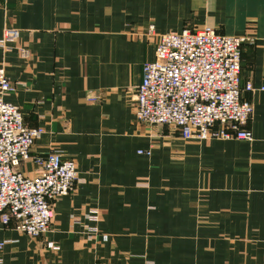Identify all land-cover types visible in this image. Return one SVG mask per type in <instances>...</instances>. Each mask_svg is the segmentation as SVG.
Instances as JSON below:
<instances>
[{
  "label": "crops",
  "instance_id": "1",
  "mask_svg": "<svg viewBox=\"0 0 264 264\" xmlns=\"http://www.w3.org/2000/svg\"><path fill=\"white\" fill-rule=\"evenodd\" d=\"M150 25L253 37L240 78L264 87V0H0V37L17 29L29 52L0 50V65L13 85L6 102L44 130L30 156L59 150L77 169L47 234L0 230L1 264H264V91L243 95L252 142L189 141L172 166L178 133L135 115L142 66L154 59ZM19 170L38 168L28 160ZM90 210L100 216L96 237L85 233Z\"/></svg>",
  "mask_w": 264,
  "mask_h": 264
},
{
  "label": "built area",
  "instance_id": "2",
  "mask_svg": "<svg viewBox=\"0 0 264 264\" xmlns=\"http://www.w3.org/2000/svg\"><path fill=\"white\" fill-rule=\"evenodd\" d=\"M146 35L155 37L154 59L142 66L136 89V118L149 127L164 126L178 133L184 142H252L248 129L253 106L245 93L264 91L250 81L241 82V48L254 43L250 36H227L211 27L192 32L156 34L150 25ZM19 31L5 28L0 50L15 48L23 58L27 49L17 46ZM13 85L0 65V230L13 228L29 237L50 231L52 205L73 191L77 169L73 159L53 150L45 157H31V148L44 134L41 127L24 125L20 109L6 102ZM150 155V151H138ZM30 160L37 174L29 177L19 170ZM85 233L99 234V212L86 215ZM7 242H0V251ZM46 248L58 253L59 246L47 242ZM0 259V264H1Z\"/></svg>",
  "mask_w": 264,
  "mask_h": 264
},
{
  "label": "rangeland",
  "instance_id": "3",
  "mask_svg": "<svg viewBox=\"0 0 264 264\" xmlns=\"http://www.w3.org/2000/svg\"><path fill=\"white\" fill-rule=\"evenodd\" d=\"M159 128L163 129L164 132H166L169 136L176 137L175 131L171 132V131L165 129L164 127H159ZM174 139H176V138H174ZM175 141H177L176 144H174V145L171 144V147H172L171 155L173 157V159L171 160L172 166H176V165H179V164L183 163V155H181L182 152H177V150H184V145L187 144V142H184V141H181V140H175ZM175 145H177V146H175ZM194 180H195V178L192 177V180H188L187 184L188 185H194V183H195ZM201 183H202V180L200 178L199 184H201ZM206 183H207V177H204V184H206ZM199 193H200V195H202V194H207L209 192L208 191H204V192H199ZM191 194H192L191 192H188V195H191Z\"/></svg>",
  "mask_w": 264,
  "mask_h": 264
}]
</instances>
